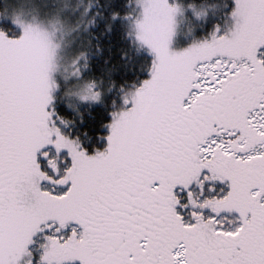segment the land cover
<instances>
[{"label": "snow or ice", "instance_id": "6c2138e0", "mask_svg": "<svg viewBox=\"0 0 264 264\" xmlns=\"http://www.w3.org/2000/svg\"><path fill=\"white\" fill-rule=\"evenodd\" d=\"M150 2L134 34L150 76L92 154L50 109L40 38L0 28V264H33L45 228L35 264H264V0H234L223 31L180 51L178 5Z\"/></svg>", "mask_w": 264, "mask_h": 264}, {"label": "clouds", "instance_id": "9594fccd", "mask_svg": "<svg viewBox=\"0 0 264 264\" xmlns=\"http://www.w3.org/2000/svg\"><path fill=\"white\" fill-rule=\"evenodd\" d=\"M98 2L99 0H0V28L15 26L21 31L28 29L37 35L50 54L51 71L59 68L65 79L81 78L68 84V94L81 101L99 102L105 89L98 85L103 82L104 77L82 78L83 71L89 68V53L93 47L91 36L94 35L91 27L96 23V13L92 8ZM13 7H21L25 14L14 17L11 14ZM125 7L129 46L124 54V68L127 72H134L139 48L134 40L137 23L144 17L145 9H154L155 5L150 0H125ZM116 15V12L112 13V16ZM61 48L69 49L63 64L57 61ZM133 84L134 81L130 80L118 84L109 77L107 90L120 94L131 92L134 91L131 87Z\"/></svg>", "mask_w": 264, "mask_h": 264}, {"label": "trees", "instance_id": "16d2710c", "mask_svg": "<svg viewBox=\"0 0 264 264\" xmlns=\"http://www.w3.org/2000/svg\"><path fill=\"white\" fill-rule=\"evenodd\" d=\"M176 1L185 6L194 4L209 7V20L202 24L198 35L201 31H210L214 23L220 25L222 18L234 6V0ZM92 11L96 13V23L91 27V32L94 33L91 36L93 47L89 53V68L83 71L82 78L104 77L103 82L98 85L105 89L103 101L94 105L88 103L72 105L61 99L53 103L54 114L65 121L62 126L66 134L79 138L81 145L87 150L98 147L109 132L107 125L111 122L115 104L113 101L116 102L120 94L107 90L109 77L115 79L118 84L130 80L139 85L144 79L149 78L152 61L145 50L138 48L135 71L127 72L124 68V54L129 46V38L126 35L128 19L124 15L127 11L125 0H99L93 5ZM113 12L117 15L112 16ZM30 248L33 250V244Z\"/></svg>", "mask_w": 264, "mask_h": 264}, {"label": "rangeland", "instance_id": "374dc122", "mask_svg": "<svg viewBox=\"0 0 264 264\" xmlns=\"http://www.w3.org/2000/svg\"><path fill=\"white\" fill-rule=\"evenodd\" d=\"M170 2H174L176 5H178V10L175 12L174 17H173V34L169 41L170 50L180 51L195 41H200V40L210 38L211 32L215 28L217 23H214L211 26L212 29L210 31H206V32L201 31L200 35L197 34L200 32L202 24L206 20H209V17H210L209 7L199 6V5H194V4L185 6L176 0H170ZM137 10H138V6H137ZM197 12H200L201 14L196 15ZM11 14L14 17H19L21 15H24L25 13L21 7H13ZM226 19L229 20L230 22V18L225 15V17H223L221 20V24H220L221 31H223L224 28L226 27L224 23ZM139 48L145 50L151 56V59H152V53L147 49V46L139 47ZM68 53H69V49L61 48L59 50V56L57 58L58 63L63 64L64 59L68 55ZM50 74H51L52 80L56 81V88L52 90V95L54 99L50 104L51 110L54 111L53 103L61 99L67 101L69 104L71 103L72 105L87 104V103L94 105V104H98L103 101V95L99 102H87V101H81L78 97L68 94L67 92L68 84L73 83L74 81L79 80L81 78L71 77V78L65 79L64 76L62 75V69H59V68L52 69ZM122 105H123L122 95L119 94V98L116 100L112 112L119 111ZM111 120H112V115H111ZM61 129L63 132H65L64 127L62 125H61ZM108 131H109V128H108ZM107 135L105 136L104 141L98 147H94L92 150H87L85 148L86 151L89 154H92L96 150H103L107 145V139H106ZM42 186H45V185L42 184ZM192 187H193L194 192L199 191V188L195 186V184H193ZM190 208L191 206L189 205V209ZM205 214H207V210H205ZM188 215L189 214L186 213V219L188 218ZM227 215L230 218H233L237 215V213L233 211L231 213H228ZM74 226L76 225L73 222H68L64 227L60 229V233L58 234H63L64 236H67L68 234H70L71 229ZM46 234H51L49 229L45 228L42 231H37L36 233L33 234L32 242L28 245V248L32 253L31 260L33 264H35V262L38 260L39 254L43 250L40 246L45 242ZM32 244H33L34 251L32 250V248H30ZM27 259H29L27 255L22 257L21 264H23V261ZM53 264H55V262H53ZM61 264H80V262L77 259V260L62 261Z\"/></svg>", "mask_w": 264, "mask_h": 264}]
</instances>
